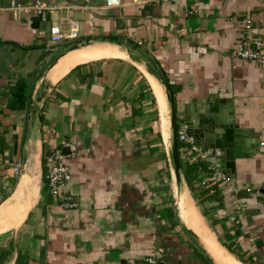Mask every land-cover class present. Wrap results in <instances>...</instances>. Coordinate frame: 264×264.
Returning <instances> with one entry per match:
<instances>
[{
	"label": "crops",
	"instance_id": "1",
	"mask_svg": "<svg viewBox=\"0 0 264 264\" xmlns=\"http://www.w3.org/2000/svg\"><path fill=\"white\" fill-rule=\"evenodd\" d=\"M192 2L0 0V264H222L185 220L189 208L237 264H264V208L242 189L264 184V52L260 61L235 54L246 16L264 37V0H198L196 12ZM35 3L56 8L38 13ZM87 39L121 52L61 63ZM149 62L180 111L218 100L246 130L233 172L210 161L229 185L203 187L212 173L178 138L176 179L169 102L160 84V107L144 72ZM64 143L74 154L62 153ZM56 149L75 208L48 192L44 161ZM196 164L185 178V166Z\"/></svg>",
	"mask_w": 264,
	"mask_h": 264
},
{
	"label": "water",
	"instance_id": "2",
	"mask_svg": "<svg viewBox=\"0 0 264 264\" xmlns=\"http://www.w3.org/2000/svg\"><path fill=\"white\" fill-rule=\"evenodd\" d=\"M90 43L91 41L88 39L79 40L72 44L69 49H77L80 45L84 46ZM118 44L121 45L119 42ZM128 55L132 60L140 62L139 57L132 54ZM144 67L159 84L164 86L165 95L169 102L172 137L168 157L176 179H179L180 169H182L177 140L179 125L184 127L186 134L191 136L202 150L210 151L209 159L211 162L215 161L219 167L224 168L227 172H233L235 159L239 158L245 150L247 132L234 121L232 109L218 100L210 102V100L204 99L200 100L201 103H204L202 106L188 105L180 111L175 105L169 86L157 66L153 62H149ZM200 101H196V103ZM65 152L68 150L64 147L62 153Z\"/></svg>",
	"mask_w": 264,
	"mask_h": 264
},
{
	"label": "built area",
	"instance_id": "3",
	"mask_svg": "<svg viewBox=\"0 0 264 264\" xmlns=\"http://www.w3.org/2000/svg\"><path fill=\"white\" fill-rule=\"evenodd\" d=\"M107 6L111 5H120L121 0H104ZM137 3L141 2H155V1H164V0H134ZM198 0H193L191 11L196 12V7ZM1 8V7H0ZM38 13L44 10H54L55 5L45 8L44 5L35 3L32 6ZM76 36L75 30H70L67 33V37L73 38ZM50 37L54 42H59L63 34L58 25L53 24L50 27ZM264 52V37L259 36L253 33L252 23L250 16H246L244 19L242 27V40L239 46L235 49V54L241 59L244 60H256L260 61L263 59ZM178 140L185 143L186 155H189L194 162L203 163L205 168L204 170L212 173V177H207L201 181V185L209 189V192H212L213 186L219 182L230 184L231 178L221 172L219 169L215 168L210 162V151L201 150L194 142V139L191 136H188L185 130H182L177 135ZM63 147H67L71 154H74L75 147L69 143H64ZM19 164L17 163L14 166V171H18ZM200 168V169H202ZM44 178L48 186V192L53 198L59 199V204L61 207L66 209L75 208L77 202L75 198L65 190L67 182L70 180V171L68 166L64 161V154L60 150H50L47 153L44 161ZM247 192H253L260 197L262 206L264 208V184H261L258 187L244 186L242 187ZM242 209V208H241ZM137 264H157V261L153 257L146 258L143 262Z\"/></svg>",
	"mask_w": 264,
	"mask_h": 264
},
{
	"label": "bare ground",
	"instance_id": "4",
	"mask_svg": "<svg viewBox=\"0 0 264 264\" xmlns=\"http://www.w3.org/2000/svg\"><path fill=\"white\" fill-rule=\"evenodd\" d=\"M83 47L85 48V50H81L73 54L64 55L65 58L61 60V63H64V64L67 63V65H73L75 63L83 62V61H86V60H89V59H92V58H95L101 55L103 56H107V54L114 55V54L121 52L118 49H115L117 46L115 48L105 47V46H102V47L97 46V47L88 48L89 47V44H88V45H84ZM73 51H77V50H73ZM123 54L124 53H122V55ZM144 72L147 78L149 79V81L151 82L154 93L161 107V105L164 102V96L161 90V86L153 76H151L147 71H145V69H144ZM160 111L162 112L161 108H160ZM14 211H15V214H14V217H15L17 216V209L14 208ZM184 218L193 227L195 232L199 234V236L201 237L206 247L209 249V251L213 254V256L216 259L220 260L222 264H237V262L234 261L232 258L228 257L229 254L227 255L225 253V250H223L218 245V243L214 241V238H212L211 235L208 233V231L205 229L204 225L198 218L197 213H195L193 209L189 208L188 214L186 213Z\"/></svg>",
	"mask_w": 264,
	"mask_h": 264
},
{
	"label": "trees",
	"instance_id": "5",
	"mask_svg": "<svg viewBox=\"0 0 264 264\" xmlns=\"http://www.w3.org/2000/svg\"><path fill=\"white\" fill-rule=\"evenodd\" d=\"M113 42H116L115 40H112ZM18 96V95H17ZM18 98V97H17ZM22 100V99H21ZM183 144L182 143H178V148H180ZM197 165V166H196ZM195 166H190V165H186L185 169H184V175L185 178H188V175L190 174H195L196 172H198L199 168H198V164H196ZM204 170V168H202V171ZM187 182L190 184V180L187 179Z\"/></svg>",
	"mask_w": 264,
	"mask_h": 264
},
{
	"label": "rangeland",
	"instance_id": "6",
	"mask_svg": "<svg viewBox=\"0 0 264 264\" xmlns=\"http://www.w3.org/2000/svg\"><path fill=\"white\" fill-rule=\"evenodd\" d=\"M97 43H98V42H97ZM97 43H96V42H94V43H90L91 45L89 44V47L94 46V45H96ZM102 44H107V42H100V45H102ZM89 47H88V48H89ZM82 48H83V47H80V48H78V49H76V50H81ZM75 64H77V63H75ZM75 64H73V65H75Z\"/></svg>",
	"mask_w": 264,
	"mask_h": 264
}]
</instances>
